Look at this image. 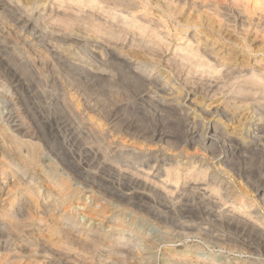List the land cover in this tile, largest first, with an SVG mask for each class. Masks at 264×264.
<instances>
[{
	"label": "rangeland",
	"instance_id": "obj_1",
	"mask_svg": "<svg viewBox=\"0 0 264 264\" xmlns=\"http://www.w3.org/2000/svg\"><path fill=\"white\" fill-rule=\"evenodd\" d=\"M52 1L54 2L56 0H28L27 2H25V0H13V1L11 0V2L10 0L9 2L8 0H0V6H1L0 7V100H1L0 104H2V106L0 105V107H1V111L4 112V114H6L5 117L0 116V155H1L0 159L3 157L1 159L2 161L0 160V180H2L4 176L3 173H1V171L6 161L9 160L8 162L11 164L12 163L14 164L15 162H19L17 154L15 155L16 153L15 144L13 142L12 137L11 138L9 137L10 134H8L10 131L8 130L7 126H9V124L6 120H9V121L12 120L11 123H16V122L18 123L20 119L19 116L24 117V119H27L28 121H30L28 122L27 120H25L29 124H31L32 128H37L34 130L37 132V134L41 138H43L44 136L43 139L45 140V142L47 141L45 144H49L50 142H52L49 144L50 146L48 145L49 146L48 148L51 147L50 148L51 150L47 149L50 155L49 161L45 163L47 166L54 165L57 167L58 169L57 171L60 174H62V176H67V174L70 172L69 168L67 167V164L69 163V161L72 159L73 160L75 159L74 161L77 162V163H74V161L72 160L70 161L72 165L69 163L70 166L74 168L73 169L71 167L73 169L71 170L72 171L76 170L75 174L74 172L71 173L72 172L71 171L70 176H71V183L77 186V197L61 205L60 208L58 209L59 212L56 213L57 214L56 217H59L58 215L66 216L68 214L69 215L72 214L77 217V220L79 221L80 225L87 226V227H93V228L99 227L103 235H108V234L114 235L115 233L117 235L118 234L117 232L120 233L121 230H124L126 234H131L133 232V233H136L137 235H141L144 237L156 238L155 244H154L155 246L153 248L154 250L153 255H147L150 257L149 261L153 263L155 262V264H166L168 260H172L173 262L175 261L176 262H187V263L189 262V263L195 264L197 262L200 263V259H203V262L202 261L201 262L206 263V264H249L250 262H253L256 259H257L256 261H259V260L264 261V251H261L260 255H257V254L252 255V254L247 253L246 252L247 250L245 249L244 251H240L238 248L230 246L229 244H227V242L229 241L226 239L222 243L220 242L213 243L211 241H214V240L207 239L208 235L206 234L207 236H205V232H200V233L197 232L196 235H194L195 232H193L194 233L193 235H190L189 237L186 238V237L181 236L179 233H176L179 231L178 229H176V232L175 230L172 231L171 229L168 236L163 237L162 234L165 231H167V229L160 222L156 220L155 221L149 220V219L142 220L141 218H135L131 208L126 204V201L123 198L124 194L127 192V188H126L127 181H126V178H124L126 174H125V171L123 170L125 169V167H126L125 170H127L129 166L133 164L132 168H135L133 170H136V168H142L141 165H144L143 170L145 169L144 171L147 170V172L149 171L152 174V176H155L157 172V168L160 166L162 167L164 164H169V163L181 164L182 167L186 168L192 162L194 163L196 162V164L201 163L205 165L204 168H207V176L210 175L209 177H207L209 178L208 179L209 182L210 180H212L211 182L219 181L218 184L221 183L223 185V189H222L223 191H221L222 194L220 195L218 194V197L215 195L217 193L213 194V192H209L211 195H214L213 196L214 200L203 199V198L200 199L197 197L191 199L192 201H194L193 203L196 205L195 209H197L199 213L197 210L192 213V214H195V216L192 215L191 213H187L185 214V216L183 215V220L184 219L190 220L192 218L191 220L193 222L192 221L191 222L194 223L195 226L197 224L199 226L204 225L203 227H206L208 225L210 229H214L216 231V233L214 234H217V233L224 234L225 232V235L227 237L232 235L231 237L236 238L238 235L235 232H238V234L239 235L242 234L246 240L253 242L252 244L254 246L259 245V243H263L262 240L259 239L258 236H255L256 237L255 238L252 235L250 239L246 238L247 237L246 234L248 230L244 232L245 234L241 233L242 231L239 229L240 227L238 228V230H236L237 228L233 229L234 226H230L231 228L233 227L232 229L230 228L231 230H233L232 232L228 228L221 229L222 227L220 228L219 225H215L214 223H212L211 217L213 213H216V212H219L225 209L224 206L222 207L223 204L224 205L226 204V201L223 199H227V198H229V200L237 199L236 201L239 203L241 201L247 203L248 207L245 210L246 213H249V212L252 213L254 217V221L257 220L256 218H258L259 220L258 223H261L264 226V219H263L264 218V206H263L264 205V200H263L264 199V196H263L264 195V158H263L264 157V149H263L264 141L262 142V140H264V132H263L264 131L263 129L264 128V121H263L264 120V110L262 111V109H264V100H262L264 98V95H263L264 88H263V92L258 91L256 95L251 94V92L249 94L247 92H240L238 98L240 97L243 98V100L240 98L242 102L238 98H236L235 101L234 99H232L234 101V104H233L234 110H232L231 112H228L227 117L229 119L227 118L221 119L217 115H213V110L220 109V108H221L220 110L224 109L223 108L224 105L222 104V99L224 98L223 95H226V93L230 92V90L228 91L229 87L231 89V92L233 91L231 88L232 85L226 82L227 79L224 78L222 80V75L220 76V74L217 75L216 73L215 77L220 76V78L219 77L215 78L212 75L205 76L204 74H202V76L204 77V80H203L202 77H201L202 79L198 77L200 72H198V74L191 75V73L189 74V72L187 71L186 67L181 66V70L186 71V72L184 71L185 75H183L182 74L183 72L180 69L178 70V67H180V65L175 64L176 61H175V56L173 55L174 52L172 50V47L173 46L175 47L176 45L178 46L179 44L182 46L189 45V44L191 45V43L195 45V43H193V40L189 41L188 43V40H190L191 38L185 37L184 39H176L175 37H172V36L168 37L167 39L169 40L168 43L171 41L169 43L171 45L169 47L170 49L163 47L161 49H157L158 51H161V52H157L154 49V47L157 45L156 41H154V39L148 36L144 35V37H142L143 35L141 34H139L141 35L139 36L137 33L134 34L133 30L131 31L129 30L127 32V36H126V33L124 32V34L121 36L122 38L119 36H118L119 38H115L116 36L109 37V36H104L101 34L100 35L95 34L92 31L90 32V29L85 24L86 20L82 21V18H80L81 21L78 19L80 23L77 20L74 23V25L68 29L65 28L64 25H62L64 28H61V30L64 29L65 32L68 33L67 34L64 32V30L61 31L60 28L57 27V24L59 27H62L61 25H59L60 23L55 21L54 18L51 19V17L48 16V13H50L49 11L51 7H52L51 10L59 9L58 4L55 5V2L53 3ZM18 3L20 7L17 6ZM66 3L69 4V1H67ZM42 8H46L45 11L47 14L43 13L46 15V18H45V15L43 16V14H41L42 10H44ZM24 11H27V12H24ZM22 12H24V14ZM38 13H40L41 15L39 14L37 16ZM27 14L31 15V16L28 15L30 19L27 17ZM35 16L38 17V21L37 20L35 21V18H36ZM40 16L41 18L42 17L43 18L41 19ZM39 18L42 21H39L40 20ZM25 19H29L31 28L35 27L36 30L34 28L30 29V26H29V30L24 28L22 21ZM32 19L34 20L32 21ZM53 19H54V22L52 21ZM49 20H51L50 21L51 23L43 22V21H49ZM82 22L84 23V25H82L83 24ZM45 27H46V30H45ZM48 29H50L51 33ZM51 29H53V31ZM70 29H72L73 31ZM238 30L240 33L237 31V32H234V34L231 36L234 39L235 37H237L236 40L233 41L231 38V40L228 43V46L231 48L230 50L234 51V53H236L239 57L237 58L238 60H236L237 62L231 61L230 63H227L226 67H228V71L226 70L225 71L228 73V76H231V73H232L231 71L233 70L237 71L236 73H239V70L241 71L244 70L243 73H246L250 71L251 69H253L251 67H254V69L256 70L258 69L261 73H264V52L260 50L261 48H263V51H264V47H261L260 41L262 38H259V36L261 37L262 35L261 34L256 35L255 30L245 35L243 34L245 32L242 29L239 28ZM132 33L134 36L132 35ZM92 34H94L95 36ZM244 35L247 39L249 38L248 40L251 41V48L254 50L253 53H250V54L244 53L243 48L240 47L243 44L242 42L244 41L243 39ZM200 36H203L201 37V39L204 38V34H201ZM252 37L255 39L252 40L251 39ZM145 38L147 40H145ZM123 39L125 40L127 39V40L125 41ZM134 39L135 41H132ZM241 40L242 42L240 43ZM111 41H113L114 44L116 43V41L118 42L114 45L113 43L110 44ZM135 43L137 46L135 45ZM256 44L257 46H255ZM129 45H132L130 46L131 48L129 47ZM138 45L141 47L139 48ZM135 46L140 50L137 51V49H135L136 48ZM146 46L147 47L149 46V48H147ZM124 47L130 48L128 49L129 51H127V48L125 49ZM143 47L147 48V50L150 53L147 52V50H143L144 49ZM256 48L258 50H256ZM153 51H156V52H153ZM159 53H163L164 55L163 54L160 55ZM102 55H104V58ZM150 56L152 57V59L150 58ZM243 57H245L244 62H246V64H244V62L241 61ZM169 62L171 63L169 64ZM173 64L176 69H174ZM234 67L235 69H233ZM131 68L132 70L133 68L134 70L136 69L134 73H133L134 70L132 71ZM175 70H178V71L176 72ZM149 72L152 74V76ZM187 72L189 76L188 75L186 76ZM226 72L225 74H227ZM143 73H145L144 76H142ZM131 74L132 75L135 74V75L132 76ZM140 75L142 77L141 79H140ZM183 76L184 78L182 79ZM200 76H201V73H200ZM191 77L192 78L194 77V79H192L193 82L191 80ZM209 77L214 78L213 83L211 82V80L213 79L212 78L209 79ZM188 78L190 81L188 80ZM197 78L199 79L200 82L197 81L198 80ZM136 79H138L139 81ZM146 79L148 80V82L146 83H149V84L145 83V81H147ZM153 79H154L153 81L154 83L151 82ZM215 79H218V80H215ZM206 81L208 85L201 83V82L206 83ZM209 82L211 85L209 84ZM160 83L163 86H160ZM192 84L194 87L192 86ZM217 86H219L220 88L223 87L222 90ZM18 88L19 89L22 88V89L19 90ZM179 88H180V91L177 90ZM205 88H207V90ZM72 89L74 91H77V100L79 99L77 101L78 102L77 105L78 104L80 105L76 107L71 102L70 98L68 97L70 91L73 92ZM38 90H39V93H36V91L38 92ZM42 90L46 91V93ZM219 90H221V92ZM161 91L164 93H162ZM170 91L175 92V93H172ZM225 91L227 92L225 93ZM184 92H185V95H184ZM213 92H216V93L213 94ZM259 93L261 95L258 97ZM31 94L33 95V97L31 96ZM213 95H215L216 97ZM250 95H252L251 96L252 98L250 97ZM9 97H12V100L14 102H10V100L8 102L7 99H9ZM159 97H161L160 99L168 103L164 104L165 102L163 101V104H164L163 105L161 103L162 100H160ZM41 98L44 99L43 101L45 100L46 101L42 103L43 101L41 100ZM58 99L60 101H58ZM244 100L245 101L247 100L248 104L246 103L244 105L245 103ZM169 102H171V104ZM251 103L252 104L254 103L256 106L258 105L259 108L254 107L255 105L252 106ZM8 105L9 107L7 108ZM60 105H62L63 108L60 107ZM243 105L245 108L242 107ZM134 106L136 109L134 108ZM238 106H240V108ZM256 108H258L259 110L258 109L254 110ZM247 109H249L248 112L245 111ZM242 110L243 112H240ZM133 111L137 113H134ZM257 112L258 113L260 112V113L258 114ZM92 114L95 118L92 117ZM257 115H260V118L259 117L257 118ZM226 119H227V123L224 124L223 121H225ZM46 120L48 123L46 122ZM104 120L107 123L102 124L103 122H105ZM57 121L58 123H56ZM115 122L117 125H115ZM240 122L247 123L246 125L247 127L244 126V124H241ZM228 123H231V124L229 125ZM250 123L251 124L258 123L259 130L257 131L258 132L257 135L262 134L260 138L257 135L252 136V138H250L251 137V134H250L251 132L249 131ZM44 124L47 125V127L43 126ZM36 125L40 126L39 127L40 131L38 130V127ZM75 125L77 127H75ZM100 125H102V127ZM232 125H234L235 127ZM200 126H203V127H200ZM110 127L114 130L110 129ZM225 128L229 129V131L237 130L238 132L236 131L237 134H230V132L225 130ZM73 129L77 130V131L75 130L76 133H73L74 131ZM189 129H192V130H189ZM220 130L221 131L223 130V131L221 132ZM214 131L216 132V134H214L215 133ZM190 132L191 133L194 132V133L191 134ZM2 133H4L6 136H4V134L2 135ZM128 133H130L131 136ZM210 133H213L214 135ZM225 133H227L228 136H226ZM132 134H136V136L134 135V139L132 138ZM217 134L219 135L223 134V135L222 136L220 135L219 137V135ZM50 135L52 136V138ZM74 135L76 136L77 139H75ZM165 136L167 138L169 137L168 138L169 142L167 141L168 139H166ZM197 136H199V138ZM125 137H126V140H125ZM147 137L148 138L150 137L151 140L150 138L149 140H146L148 139ZM225 137L227 139L228 138L230 139L231 137L230 140L228 139L227 143L228 145L229 143H231L230 146L233 145V147L235 148V149L233 148L234 151H233L232 156H230V159L228 160V158H226V154L222 150L220 151L218 149H217L218 151L217 150L215 151L216 154L212 159L208 158L212 156H210L211 154L209 152L207 153L202 148V146H200L202 140L200 141L199 139L211 140L212 142L217 143V145L222 146V142H224L223 140L226 139ZM232 137H234L233 138L234 140H232ZM49 138H50V141H48ZM140 138L142 139V141ZM128 139H130L131 141L134 140L132 141L134 144L131 143V141H128ZM160 139L161 140L163 139V140L160 141ZM170 139L171 140L173 139V140L170 141ZM143 140H146L147 142ZM256 140H259V141H256ZM5 141H7L8 145ZM165 141H167L169 144L167 142L165 143ZM199 141L200 143H198ZM53 142L55 143L53 144ZM163 142L167 146L171 144L172 146L171 145L169 146L171 147V149H169V147L167 149L166 145ZM179 142H181L182 146ZM192 143L194 145H196L197 143L198 145L194 147ZM9 144L11 145L12 148L11 147L9 148L10 146ZM51 144L52 146H54L53 148ZM173 144H174V147H173ZM176 144L178 145L176 146ZM254 144L258 146L254 147ZM259 144L262 145V147L259 146ZM178 147H180V149ZM58 148L62 150L63 152L62 154L64 155L61 154V150L60 149L58 150ZM62 148H65V149H62ZM186 148L189 150L187 151ZM2 151L4 153H2ZM76 151H77V154H76ZM57 152L59 153V155L57 154ZM189 152H191V154ZM53 153H56L55 155H57V158L55 155H53ZM234 155L235 157H233ZM59 156L60 157L64 156V158L62 157L59 158ZM70 156H72V158ZM232 158L233 160L231 161ZM3 159H5V161ZM61 159H62V162H61ZM50 160L53 162L52 164H50ZM53 160L56 162V164H54ZM146 161L148 163H146ZM167 161H171V162L168 163ZM63 162L65 165L63 164ZM220 162H224L222 164V167L218 166V165H221V164H218ZM226 162L228 165L226 164ZM73 163L76 165L74 166ZM214 163L215 165L217 164L218 165L215 166ZM134 164H136L138 167L134 166ZM145 165L149 166V169ZM41 168L42 167L30 168L28 173L31 176L34 175L36 179H38L37 181L39 182V185H41V191L44 195L52 194L53 196H57V197L61 196L59 182H57L56 180L55 181L52 180L50 176H48V174H45V171L49 169L50 167L48 168L44 167L43 172ZM226 169H229V170H226ZM118 173L121 174L123 177H121V175L119 176ZM114 174L119 176V178L116 179L117 176L116 178L113 177L115 176ZM99 181L100 183H98ZM112 181H115V183H112ZM119 181L120 182L122 181L121 184L119 183ZM151 186H152L151 184H148L146 189H143V187L134 186L136 191H138L141 194H144L141 197L142 200L141 198L140 199L136 198L134 202L139 203V201H141V203H143L146 201L145 205H147L148 207H153L155 205L158 209H163L161 208V206L163 207V202L162 201L160 202V200L157 197L155 198L152 192L149 191ZM256 187L258 188L260 187L258 192H257L258 188ZM109 191L112 192L113 194L109 193ZM1 192L2 191H0V194ZM118 193H120L121 195ZM19 194L20 192L19 193L17 192V195L14 194L11 197H9L2 192V194L0 195V202L5 203V202H8L9 199L17 200L19 199L18 198ZM119 195L120 196L123 195V196L119 197ZM221 195H223L224 197L226 196V197L225 198L223 196L221 197ZM219 197H220V200H218ZM143 198L145 199V201H143L144 200ZM198 200L200 202L203 200L205 203L203 201L200 203ZM158 201L160 204L158 203ZM218 201L219 203L220 201H222L223 203L221 202L220 204H218ZM148 202L150 204H147ZM209 202H211V204H214V205L216 204V205L215 206L211 205L209 204ZM206 203L208 204L206 205ZM229 205L230 204H228V206ZM207 207L209 208L207 209ZM213 207H216V208H213ZM212 209H213V212H212ZM210 210L212 213L210 212ZM203 212L205 213V215ZM240 213L242 215H245L242 212ZM207 214L210 217L209 216L207 217ZM192 216L196 217V220L200 222H197L195 218H193ZM198 218H200V220ZM181 220H182V216H181ZM131 222H132V225H131ZM169 225L171 224L169 223ZM8 234L9 233L6 234V237L4 234L3 237L0 238V264H12V262L10 263L8 261L9 257L6 255L7 254L6 252H9L8 250H11V253L13 252V250L15 249V245L12 244V241L16 240V238L14 235H11L10 237ZM251 238L253 239V241H251L252 240ZM21 240L22 239L18 238V241H21ZM7 241L9 242L7 243ZM5 242L7 244H5ZM10 242L11 244L9 245ZM22 242L25 244L24 240H22ZM255 242L257 245L255 244ZM238 245L240 246L241 244L238 243ZM4 246H6L7 248L6 250L4 249L5 248ZM42 247L43 246L40 245L39 249ZM189 249L192 251L190 253L185 254V251ZM262 249H264V246L262 247ZM42 250L44 251L38 253L40 258L30 257L27 255L22 259L20 258L21 260H17V263L16 262L15 263L16 264L18 263L26 264V263H29L28 261H31V263L33 264H44V263L49 264L50 260H51L50 264L56 263L58 259V256H57L58 254L52 253V251H49V249L47 248H42ZM146 251H144V253H146ZM52 259L55 262H53ZM57 263L60 264L59 261Z\"/></svg>",
	"mask_w": 264,
	"mask_h": 264
},
{
	"label": "bare ground",
	"instance_id": "obj_2",
	"mask_svg": "<svg viewBox=\"0 0 264 264\" xmlns=\"http://www.w3.org/2000/svg\"><path fill=\"white\" fill-rule=\"evenodd\" d=\"M27 1L25 0V2H27ZM67 1H69V4L66 3ZM8 2H9V0H8ZM10 2H11V0H10ZM54 2H55V5L58 4V6H59L58 8L59 9L51 10L52 9V7H51V9L49 11L50 13H48V16L51 17V19L54 18L55 21L60 23L59 25H61V26L64 25V27L67 28V29L70 28L71 26H73L74 23L78 19L80 20V18H82V21L86 20L85 24L90 29V32L92 31L93 33L99 34V35L101 34V35L109 36V37L110 36H116L115 38H119V37H121L124 34V32L126 33V36H127V32L129 30L130 31L133 30L134 34L137 33L138 35L139 34L143 35L142 37H144V35H145V36H148V37L154 39V41H156L157 45L155 46L156 48L154 47V45H153V47H154V49L157 52H161V51H158L157 49H161L163 47H165L167 49H170L169 47L171 45L169 43L171 41L168 43V41H169V40H167L168 37L172 36V37H175L176 39H184L185 37L191 38L190 40H188V43H189V41L193 40V43H195V45H193L192 43H191V45L189 44V45H185V46H182V45L179 44L178 46L176 45L175 47L174 46L172 47V50L174 52L173 55L175 56V61H176L175 64H179L180 65V67H178V70L179 69L181 70V66L186 67L187 71L189 72V74L191 73V75L192 74H198V72H200L201 76H200V73H199L198 77H200V79L203 78V80H204V77L202 76V74H204L205 76L212 75L213 77H215L216 73H217V75H219V74H220V76L222 75V80L224 78L227 79L226 82L230 83V85H232L231 88H232L233 91L231 92V89L229 87L228 91L230 90V92L226 93L227 91H225L226 95H223L224 96V98L222 97L223 99L221 98L222 99V104L224 105V107H223L224 109L220 110L221 109L220 108V109L213 110V115H217L221 119L222 118L229 119L227 117L228 116V112H231L232 110H234L233 109V104H234V101L236 100V98H238L240 92H247L248 94L251 92V94H253V95H256L258 93V91L263 92V88H264V73H261L258 69L257 70L254 69V67H251L253 69L250 68L251 70L246 72V73H243V71H244L243 69H242L243 71L237 69V70H239V73H236L237 71H234V70L231 71V69H232L231 68L230 69V71L232 72L231 76H228V73L226 72V71H228V67H226V66H227V63H230L231 61H236V60H238L237 58H239L238 55L236 53H234V51L230 50L231 48L228 46V43H229V41L232 38L231 36L234 34V32H237V31L239 32V30H238L239 28L242 29L245 32V33H243L245 35L248 34L251 31H253V30L256 31V35L257 34H259V35L261 34L262 36L261 37L259 36V38H262V39H261V41L260 40L259 41H260L261 47H264V0H56ZM19 3H21V2H19ZM19 3H18V5L16 4L18 7H20ZM27 4H29V3H27ZM42 9H44V10H42V12L40 11L41 14L46 13V11H45L46 8H42ZM19 10H20V8H19ZM24 12H27V11H24ZM24 12H22V13L24 14ZM39 14L40 13H38L37 16ZM28 15H30V14H27V17H28ZM44 15L45 14H43V16ZM19 16H21V15H19ZM37 16H35L37 18V19L35 18V21L36 20L38 21V17ZM17 18H19V17H17ZM24 18H26V17H24ZM40 18H41V16H40ZM45 18H46V15H45ZM29 19H25V20L22 21V24H23L24 28H26L28 30H29V26H30ZM41 19L39 21H42ZM54 19L52 20L53 22H54ZM33 20L34 19H32V21ZM79 20H78V22H79ZM19 21H21V20H19ZM50 21L51 20L43 21V22L46 23V22H50ZM22 24H21V26H22ZM32 25H34V24H32ZM54 25H56V24H54ZM82 25H84V23ZM75 26H76V24H75ZM57 27L60 28V30H61V28H64L63 26L59 27L58 24H57ZM33 28L35 29V27L31 28V26H30V29H33ZM72 29H74V28H72ZM72 29H70V30H72ZM45 30H46V27H45ZM48 30L50 31V29H48ZM51 30L53 31V29H51ZM63 30L64 29H62L61 31H63ZM85 31H86V29H85ZM36 32H35V34H36ZM64 32H65V30H64ZM50 33H51V31H50ZM65 33H67V32H65ZM201 34H204V38H202V39H201V37H203V36H200ZM92 35H94V34H92ZM132 35H133V33H132ZM141 35H139V36H141ZM245 35L243 37L244 41L243 42H242V40L240 41V43L241 42L243 43L240 47L243 48L244 53H247V54L253 53L254 50L251 48V41L248 40L249 38L247 39L245 37ZM96 37H98V36H96ZM253 37H255V36H253ZM253 37L251 38L252 40L255 39ZM236 38L237 37H235V39L232 38V40L234 41V40H236ZM123 40H125V39H123ZM145 40H147V39L145 38ZM113 41H111L110 44L111 43L114 44L115 41L114 42ZM132 41H135V39L132 40ZM132 41H131V43H132ZM117 42L118 41H116V43ZM149 42H151V41H149ZM237 42H238V40H237ZM57 43H58V41H57ZM136 43H138V42H136ZM136 43H135V45H136ZM120 44H122V43H120ZM141 44H143V43H141ZM63 46H64V44H63ZM130 46H132V45H129V47ZM255 46H257V44ZM57 47H59V46H57ZM140 47L141 46H139V48ZM150 47H151V45H150ZM124 48H123V50H124ZM130 48H127V51H129L128 49H130ZM147 48H149V46ZM147 48H144L143 50H147ZM135 49H137V51L140 50L137 47ZM150 50H151V48H150ZM256 50H258V49L256 48ZM260 50L262 52H264L263 48H261ZM156 51H153V52H156ZM124 52H126V51H124ZM147 52H149V51L147 50ZM85 53H86V51H85ZM159 54L162 55L163 53H159ZM86 55H88V54H86ZM119 55H120V53H119ZM156 55H158V54H156ZM102 56L104 58V55H102ZM151 56H150V58L152 59ZM244 58L245 57H243L241 59L242 62L245 61ZM247 60H249V59H247ZM170 63L171 62H169V64ZM234 63H232V64H234ZM167 64H168V62H167ZM244 64H246V62H244ZM173 66H174V64H173ZM40 67H42V66H40ZM134 67H136V66H134ZM136 68H138V67H136ZM174 69H176L175 66H174ZM233 69H235V67ZM131 70H132V68H131ZM133 70H134V68H133ZM135 70L133 71V73L135 72ZM178 70H175V71L177 72ZM223 70L224 71L226 70L225 72L227 74H225V72ZM126 71H128V70H126ZM181 71L183 72L182 74L185 75L184 74L185 70H181ZM188 72H187L186 76L187 75L189 76ZM136 74H138V73H136ZM134 75H132V76H134ZM144 75H145V73H143L142 76H144ZM146 76H148V75H146ZM151 76H152V74H151ZM220 76H217V77L220 78ZM153 77H155V76H153ZM213 77H209V79H211V78L213 79V80H211L212 83L214 81ZM217 77H215V78H217ZM141 78L142 77L140 75V79ZM183 78H184V76L182 77V79ZM192 79H194V77L193 78L191 77V80ZM136 80H138V79H136ZM188 80H189V78H188ZM215 80H218V79H215ZM153 81H154V79L151 82H153ZM197 81H199V79ZM207 81H206V83H203V82H201V83L202 84H207ZM146 82H148V80L145 81V83ZM192 82H193V80H192ZM146 84H149V83H146ZM209 84H210V82H209ZM158 85H159V83H158ZM160 86H163V85L160 83ZM192 86H193V84H192ZM24 87H25V85H24ZM217 87H219V86H217ZM222 88L223 87H221L220 89L222 90ZM21 89H19V90H21ZM74 89H76V88H74ZM205 89L207 90V88H205ZM177 90L180 91V88L177 89ZM221 90H219V91L221 92ZM42 91H44V90H42ZM163 91H164V89H163ZM213 91H214V89H213ZM16 92H18V91H16ZM44 92L46 93V91H44ZM170 92H172V91H170ZM36 93H39V90H38V92L36 91ZM45 93H43V94H45ZM162 93H164V92H162ZM172 93H175V92H172ZM214 93H216V92H213V94ZM36 95H34V96H36ZM63 95H61V96H63ZM184 95H185V92H184ZM241 95H242V93H241ZM260 95L261 94L259 93L258 97ZM31 96L33 97L32 94H31ZM213 96H215V95H213ZM251 96L252 95H250V97ZM24 97H22V98H24ZM68 97L70 98L71 102L75 105V107L80 105V104L77 105V103H78L77 101L79 100V99L77 100V91H74V90H73V92L70 91ZM15 98H14V100H15ZM58 98H60V97H58ZM160 98L161 97H159V99ZM240 98H238V99H240ZM37 99H38V97H37ZM44 99H45V97H44ZM44 99L41 98L42 101ZM194 99H196V98H194ZM232 99H234V101ZM241 99L243 100V98H241ZM261 99H259V100H261ZM9 100H10V102H14L12 100V97H9V99H7L8 102H9ZM160 100H162V99H160ZM220 100H219V102H220ZM242 100H241V102H242ZM262 100H264V98ZM45 101H43L42 103H44ZM58 101H60V100L58 99ZM163 101L164 100H162V102H161L162 104H163ZM250 101H252V100H250ZM27 102H28V100H27ZM48 102H49V100H48ZM166 103H168V102H165L164 104H166ZM169 103L171 104V102H169ZM246 103H247V100L245 101L244 105ZM0 105L2 106V104H0ZM9 105L7 106V108L9 107ZM62 105H60V107L63 108L64 105L63 106ZM244 105L242 107H244ZM253 105H255V104L253 103L252 106ZM238 107L240 108V106H238ZM254 107H258V105L257 106L255 105ZM134 108H135V106H134ZM258 108L254 109V110H257ZM248 110L249 109H247L245 111L248 112ZM263 110L264 109H262V111ZM17 112H18V110H17ZM240 112H243V110L240 111ZM254 112H256V111H254ZM134 113H137V112H134ZM95 114H97V113H95ZM0 116H2V117L6 116V114H4V112L1 111V107H0ZM66 117H67V115H66ZM92 117H94L93 114H92ZM114 117H112V118H114ZM258 117L260 118V115H257V118ZM19 118L20 119H19L18 123L17 122L16 123H11L12 120L11 121L6 120L8 122V124H9V126H7L8 130L10 131L8 134H10L9 137L10 138L12 137L13 142L15 144V149H16L15 155L17 154L19 162H15L14 164L13 163L11 164V163L8 162L9 160L7 159L8 161L5 162V164L2 167V171H1V173H3L4 176H3L2 180H0V191H2L5 195L11 197L14 194L17 195V192L18 193L20 192L19 197H18L19 199H17V200L9 199V201L7 200L8 202H5V203L0 202V238L3 237L4 234H5V237H6V234L9 233L8 235L10 237H11V235H14L16 240H17V241L16 240L12 241V244L15 245V249H14L15 251L13 250L14 253L13 252L11 253V250H8L9 252H6L7 253L6 255L9 257L8 261L10 263L12 262V264H16L17 260H21L22 258H24L27 255L30 256V257H38V258H40L38 253L44 251V250H42V248H47V249H49V251H52V253L58 254L57 255L58 259H57L56 263L59 261L60 264H155V262L153 263V262L149 261L150 257L147 256V255H153V251H154L153 248L155 246L154 244H155L156 238L144 237V236H141V235H137L136 233H133V232L131 234H126L124 230H121L120 233L117 232L118 233L117 235H116V233L114 235H109L108 234L109 236L108 235H103L101 233L99 227H97V226H95L97 228H93V227H87V226L80 225L79 221L77 220V217L72 215V214L71 215L68 214L66 216L65 215H61V216L58 215L59 217H56L57 216L56 213L59 212L58 209L60 208L61 205L65 204V203H67V201H71L72 199L77 197V186H75L73 183H71V176H70L71 173L74 172V174H75V171H76V170L72 171L74 168L72 166H70V164L72 165V163H70V161H72L73 159L72 160L69 159L70 160L69 161L70 164L67 162L69 164V166L67 164V167L69 168L70 172L72 171L71 173L69 172L70 174L68 173L67 176H62V174H60L57 171L58 169H57L56 166H54V165L47 166L45 163L47 161H49V158H50L49 151L47 149L51 148V147L50 148H48V147L50 146L49 144L52 143V142H50L49 144H45L47 141L45 142V140L43 139L44 136H43V138H41L37 134V132L34 130V129H37V128H32L31 124L28 123L30 121H28L27 119H24V117H20L19 116ZM227 119L225 121H223L224 124L227 123ZM25 120H27L28 122L25 121ZM47 120H46V122H47ZM96 120H98V119H96ZM52 122H53V120H52ZM96 122H98V121H96ZM56 123H58V121ZM98 123H100V122H98ZM98 123H96V124H98ZM104 123H107V122L105 121L102 124H104ZM195 123H196V121H195ZM228 124L230 125L231 123H228ZM241 124H244V126L247 125V123H245V122L241 123ZM115 125H117L116 122H115ZM43 126L47 127V125H45V124ZM100 126L102 127V125H100ZM232 126H234V125H232ZM37 127H38V130H39L40 126H37ZM75 127H77V126L75 125ZM75 127H73V128H75ZM200 127H203V126H200ZM188 128H190V127H188ZM1 129H2V127H1ZM110 129H112V128L110 127ZM75 130L73 131V133H76ZM112 130H114V129H112ZM189 130H192V129H189ZM197 130H198V128H197ZM225 130L229 131V129H227V128H225ZM258 130H259L258 123L257 124H255V123L251 124L250 123V125H249V131L251 132L250 133L251 134L250 138H252V136H256L257 133H258L257 132ZM116 131H118V130H116ZM236 131L235 130L234 131L231 130L229 132H230V134H237ZM4 133H2V135ZM130 133H128V134L130 135ZM193 133H191V134H193ZM72 134H71V136H72ZM210 134H213V133H210ZM214 134H216V132ZM225 134H226V136H228L227 133H225ZM134 135L136 136V134H132V138L133 139H134ZM217 135H219V134H217ZM220 135H219V137H220ZM261 135H257V136H259V138H260ZM4 136H6V135L4 134ZM144 136H146V135H144ZM197 137L199 138V136H197ZM200 137H202V136H200ZM7 138H6V140H7ZM51 138H52V136H51ZM149 138L146 139V140H149ZM168 138L166 137V139H168ZM184 138H185V136H184ZM194 138H195V136H194ZM233 138L234 137H232V140H234ZM75 139H77L76 136H75ZM228 139L227 138L225 140L222 139L224 141V142H222V146L217 145V143H214L211 140H207V139H199V140L200 141L202 140L200 146H202V148L207 153L209 152L211 154L210 156H212V157H208V158L212 159L215 156V154H216L215 151L218 149L220 151L222 150L226 154V158H228V160H229L230 156H232V154H233V151H234L233 148L234 147H233V145L230 146L231 143H229V145H228V143H227ZM230 139H231V137H230ZM125 140H126V137H125ZM146 140H143V141H146ZM150 140H151V138H150ZM162 140L160 139V141H162ZM172 140L170 139V141H172ZM48 141H50V138H49ZM128 141H131V140L128 139ZM132 141H134V140H132ZM132 141H131V143H133ZM141 141H142V139H141ZM167 141L169 142V139ZM167 141H165V143ZM200 141L198 143H200ZM256 141H259V140H256ZM263 141L264 140H262V142ZM5 142L7 143V141H5ZM54 143L55 142H53V144ZM179 143L181 144V142H179ZM174 144H173V147H174ZM178 144H176V146ZM7 145H8V143H7ZM135 145H136V143H135ZM170 145H168V146L166 145V148L168 149V147ZM193 145H191V146H193ZM196 145H198V144L196 143ZM196 145H194V147H196ZM51 146H52V144H51ZM128 146H130V145H128ZM148 146H149V144H148ZM181 146H182V144H181ZM255 146H258V145L254 144V147ZM259 146L262 147V145H260V144H259ZM10 147H11V145L9 146V148ZM53 147L54 146H52V148ZM13 148H14V146H13ZM178 148L180 149V147H178ZM59 149L60 148H58V150ZM62 149H65V148H62ZM76 149H77V147H76ZM169 149H171V147H169ZM241 149H243V148H241ZM66 150H67V148H66ZM186 150L188 151L189 149L186 148ZM68 151H69V149H68ZM58 152H57V154L59 155ZM2 153H4V152L2 151ZM62 153L63 152L61 150V154ZM189 153L191 154V152H189ZM55 154L56 153H53V155H55ZM76 154H77V151H76ZM62 155H64V154H62ZM66 155H67V153H66ZM55 156L57 158V155H55ZM72 156H70V157L72 158ZM61 157L64 158V156H61ZM61 157L59 156V158H61ZM233 157H235V155ZM3 160L5 161V159H3ZM232 160H233V158L231 159V161ZM172 161H174V160H172ZM61 162H62V159H61ZM167 162L169 163L171 161H167ZM52 163L53 162L50 160V164H52ZM74 163H77V162L74 161ZM146 163H148V162L146 161ZM192 163H194V162H192ZM192 163L190 165H188V167H186V168L182 167L181 164L169 163V164H164L163 165V163H162V165H163L162 167L160 166V167L157 168V166H156L157 172H156L155 176H152V174L149 171L147 172V170L144 171L145 170V169L143 170L144 165H141V164L140 165L142 166V168H136V170H133L135 168H132V165H133L132 162H131L132 165H130L129 168L127 167L128 168L127 170H125L126 167H125V169H123V167H122V169L125 171V174H126V176H124V178H126V181H127V183H126L127 192L125 194L124 193H122V194H124L123 198L126 201V204L131 208V210H132V212L134 214V217L135 218H141L142 220L149 219V220H154V221L156 220V221L160 222L167 229V231H165L162 234L163 237L168 236V234H169L171 229H172V231L175 230V232H176V229H178L179 231L176 232V233H179L181 236L186 237V238L189 237L190 235H193L194 234L193 232H195L194 235H196L197 232H199V233L200 232H205V236L208 235L207 239L214 240V241H211L213 243H219V242L222 243L226 239V240H228L230 242V243L227 242V244H229L230 246H233L235 248H238L240 251H244V249H245V250H247L246 252L249 253V254L260 255V252L264 251V249H262V247L264 246V244H263L264 243V226L261 223H258V221H259L258 218H256L257 220L255 219L256 221H254V217H253L252 213H250L249 211H248L249 213H246L245 210L247 209L248 205L245 202L241 201L239 203V202L236 201L237 199L236 200H229V198L223 199V200L226 201V204L222 205V207L224 206L225 209L222 208L223 209L222 211H219V212H216V213L212 214V217H211L212 223H214L215 225H219L220 228L222 227L221 229H226V228L230 229L231 228L230 226H234V228L233 227L232 228L233 229L237 228L236 230H238V228L240 227L239 229L242 232L241 231H239V232H241V233H244V232H246L248 230V232L246 234V236H247L246 238L250 239V237L253 235V237L258 236L259 239L262 240L263 243H259V245H257L256 242H255V244L257 246H254L252 244L253 242H250L249 240H246L242 234L239 235L238 232H235L238 235L236 238L235 237H231L232 235L227 237L225 235V232H224V234H222V233L221 234L220 233L214 234V233H216V231L214 229H210L208 227V225L206 227H203L204 226L203 224H202L203 226H199L198 224H197L198 226L197 225L195 226L194 223H192L193 222L191 220L192 218L190 220H185V219L183 220V215L185 216V214H187V213H191L192 214L193 212H195L197 210V209H195L196 205L193 203L194 201H192L191 199L197 197V198H200V199L203 198V199L214 200V198H213L214 195H211L209 192H213V194L217 193L215 195L218 197V194L219 195L222 194L221 191H223L222 190L223 189V185L221 183L218 184L219 181L211 182L212 180H210V182H209V180H208L209 178H207V177H209L210 175L207 176V168H204V166H205L204 164H201V163H197L196 164V162L194 164H192ZM223 163L224 162H220L218 164H221V165H218V164L217 165L219 167L220 166L222 167ZM54 164H56L55 161H54ZM63 164H64V162H63ZM226 164H227V162H226ZM75 165L76 164H74V166ZM214 165H215V163H214ZM217 165H215V166H217ZM233 165H235V164H233ZM134 166H137V165L134 164ZM149 166H146V167H148V169H149ZM152 166H153V164H152ZM37 167H42L41 168L42 172L44 170V167L45 168L46 167L47 168L50 167L49 169H47L45 171V174H48V176H50V178L52 180H54V181L56 180L57 182H59V188H60V191H61V196L57 197V196H53L52 194L44 195L42 193L41 185H39V182L37 181L38 179H36V177L34 175L31 176L28 173L30 168H37ZM152 169H153V167H152ZM226 170H229V169H226ZM125 174H123V175H125ZM120 175L121 174H119V176ZM116 176L117 175H115L113 177L116 178ZM119 176H117L116 179H118ZM121 177H123V176L121 175ZM126 181H124V182H126ZM121 182L119 181L120 184H121ZM98 183H100V181ZM112 183H115V181H112ZM116 183H118V182H116ZM93 184H95V183H93ZM148 184H151L153 186V187L151 186L150 189L148 188L149 191L152 192L153 196H155V198L157 197L160 200V202L161 201L163 202V207L161 206V208H163L164 210L163 209H158L155 205L153 207H148L147 205H145L146 201H145L144 198H143L144 199L143 201H145V202H143V203H141V201H139V203H137V202L135 203L134 202V200H136V198L140 199L144 195V194H141L138 191H136L134 186L143 187V189H146ZM100 188H98V189H100ZM256 188H258V187H256ZM259 188H258L257 192L259 191ZM110 191H111V189H110ZM110 191H109V193L113 194ZM2 192H1V194H2ZM118 194H120V193H118ZM224 194H226V193H224ZM120 195H119V197L123 196V195L122 196H120ZM222 196L223 195H221V197ZM146 197H147V195H146ZM2 198H3V196H2ZM216 199H218V198H216ZM141 200H142V198H141ZM218 200H220V197H219ZM221 200H222V198H221ZM221 202L222 201H220V203ZM158 203H159V201H158ZM204 203H202V204H204ZM220 203L218 201V204H220ZM227 203L230 204V205L228 206ZM147 204H150V203L148 202ZM159 204H157V205H159ZM207 204L208 203H206V205ZM209 204H211V202H209ZM198 205H200V204H198ZM211 205H214V204H211ZM154 207H156V208H154ZM216 207H213V208H216ZM208 208L209 207H207V209ZM202 209H203V207H202ZM214 211H215V209H214ZM210 212H211V210H210ZM212 212H213V209H212ZM240 212H242L245 215H242ZM198 213H199V211H198ZM198 213H197V215H198ZM246 214H248V215H246ZM192 215L195 216V214H192ZM204 215H205V213H204ZM174 216H175V218H174ZM181 216H182V220H181ZM199 216H201V215H199ZM208 216L209 215L207 214V217ZM170 217H172V218H170ZM193 218H195V220H196V217H193ZM198 219L200 220V218H198ZM203 221H201V222H203ZM197 222H200V221H197ZM169 223L171 225H169ZM131 225H132V222H131ZM232 231L233 230H231V232ZM142 235H144V234H142ZM18 238L24 240L25 244L22 242V240L18 241ZM251 241H253V239ZM8 242L9 241H7V243ZM7 243L5 242V244H7ZM238 243L241 244L242 246L241 245L239 246ZM10 244H11V242L9 243V245ZM40 245L43 246L42 248H40L41 250L39 249ZM223 245H224V243H223ZM4 247H5L4 249L6 250L7 249L6 246H4ZM144 251H146V253H144ZM191 251L192 250H190V249L186 250L185 254L190 253ZM256 260L255 261L252 260L253 262H250L249 264H264V261H262V260L256 261ZM52 261H53V259H52ZM201 261L203 262V259H200V263L197 262L195 264H206V263H202ZM28 262L29 263H26V261H25L26 264H30L31 263V261H28ZM48 262H49V260H48ZM50 262H51V260H50ZM50 262H49V264H50ZM53 262H55V261H53ZM56 263H54V264H56ZM31 264H33V263H31ZM51 264H53V263H51ZM166 264H192V263H189V262L188 263L187 262H176V261L173 262L172 260H168V262Z\"/></svg>",
	"mask_w": 264,
	"mask_h": 264
}]
</instances>
